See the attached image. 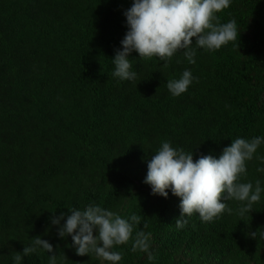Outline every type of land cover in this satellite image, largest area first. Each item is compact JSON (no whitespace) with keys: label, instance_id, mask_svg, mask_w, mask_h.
Wrapping results in <instances>:
<instances>
[{"label":"trees","instance_id":"trees-1","mask_svg":"<svg viewBox=\"0 0 264 264\" xmlns=\"http://www.w3.org/2000/svg\"><path fill=\"white\" fill-rule=\"evenodd\" d=\"M131 0H0V264H13L39 236L57 264H100L77 256L50 217L95 203L151 233L147 255L116 246L120 264H264V194L249 215L226 201L211 223L193 215L177 229L179 199L143 183L162 141L218 157L231 140L264 136V0H232L218 21L238 23V40L215 52H182L168 66L139 60L137 79L116 82L111 59L127 28ZM190 69L196 80L172 97L166 81ZM264 144L239 182L264 185ZM63 223V221L61 222ZM256 232V239L250 233ZM42 250L22 264H49Z\"/></svg>","mask_w":264,"mask_h":264},{"label":"clouds","instance_id":"clouds-1","mask_svg":"<svg viewBox=\"0 0 264 264\" xmlns=\"http://www.w3.org/2000/svg\"><path fill=\"white\" fill-rule=\"evenodd\" d=\"M232 0H131V6L123 12L127 31L111 59V76L118 82L137 79L134 61L129 56L135 52L139 60L168 62L182 52L189 65L196 63L198 50L215 52L238 40V23L231 19L218 21L217 13L229 8ZM196 80L190 69L178 78L166 81L169 94L178 98L185 94ZM264 144V136L251 139L242 137L231 140L218 157L201 155L195 161L192 152L173 147L170 141H162L159 149L147 160V172L143 183L153 196L167 199L169 192L179 199L180 216L175 220L177 229H183L193 215L201 222L211 223L226 211L231 213L226 201L238 203V214L249 215L253 205L261 201L264 185L260 179L239 182L247 174V162L253 160L258 148ZM264 164V157H257ZM257 172L264 173V167ZM70 214L61 212L50 217V225L57 228L60 239L71 237V247L77 256L94 255L100 264H120L123 259L116 246L127 244L131 251L147 255L151 252V233L133 231L140 221L136 215L128 219L95 203L83 210L71 208ZM63 221V223H61ZM256 239V232L250 233ZM264 238V231H261ZM53 253V245L39 236L22 253H16L13 264L38 251ZM49 264H57L56 254L49 255Z\"/></svg>","mask_w":264,"mask_h":264}]
</instances>
